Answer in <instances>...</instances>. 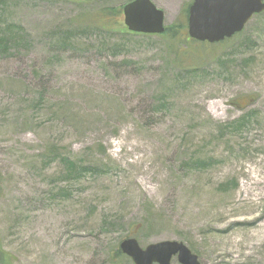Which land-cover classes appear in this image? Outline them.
<instances>
[{
  "label": "rangeland",
  "instance_id": "374dc122",
  "mask_svg": "<svg viewBox=\"0 0 264 264\" xmlns=\"http://www.w3.org/2000/svg\"><path fill=\"white\" fill-rule=\"evenodd\" d=\"M129 1L1 6L4 264H133L129 238L264 264V12L214 45L80 27ZM191 1L151 0L165 27Z\"/></svg>",
  "mask_w": 264,
  "mask_h": 264
},
{
  "label": "water",
  "instance_id": "95a60500",
  "mask_svg": "<svg viewBox=\"0 0 264 264\" xmlns=\"http://www.w3.org/2000/svg\"><path fill=\"white\" fill-rule=\"evenodd\" d=\"M99 2L101 0H81ZM264 12V0H192L188 8L187 36L198 43L218 44L241 33L253 16ZM123 25L128 32L161 35L164 14L151 0H133L122 8ZM120 252L133 264H200L184 244L164 241L142 249L135 239L119 244Z\"/></svg>",
  "mask_w": 264,
  "mask_h": 264
},
{
  "label": "trees",
  "instance_id": "16d2710c",
  "mask_svg": "<svg viewBox=\"0 0 264 264\" xmlns=\"http://www.w3.org/2000/svg\"><path fill=\"white\" fill-rule=\"evenodd\" d=\"M5 1L6 0H0V9H2L1 6L5 3ZM99 3L100 2H98L97 4ZM189 4L181 9L179 16L175 19L172 25L165 28L164 33L160 35V37L166 36L170 38L171 40H178V41H182L183 39H188L186 35V22H187ZM121 10L122 8L120 9H113L109 7L103 8L97 14L96 19L91 20L89 24L87 23V25H80V27H82L86 31H93L96 29L105 30V31L117 29V30L123 31L125 34L136 36L135 34L128 33L127 30L119 23L118 17L121 15ZM21 36L24 37V32L21 27L8 26L5 29V32L0 34V53L9 51V43L11 42L9 38L14 37V38L20 39L19 37ZM65 161L67 163L69 162L68 160H65ZM70 166H71V169H70V173H71L72 170H74L75 164L70 163ZM2 251L3 250L0 244V264H4V260H5V254ZM115 254L117 255L116 257H124L118 248H115ZM109 263L117 264V263H114V261L109 262Z\"/></svg>",
  "mask_w": 264,
  "mask_h": 264
}]
</instances>
